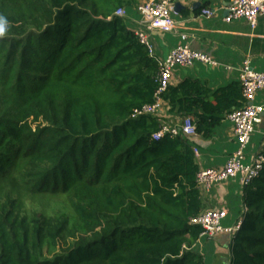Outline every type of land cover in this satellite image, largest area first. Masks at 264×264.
<instances>
[{
    "label": "trees",
    "instance_id": "1",
    "mask_svg": "<svg viewBox=\"0 0 264 264\" xmlns=\"http://www.w3.org/2000/svg\"><path fill=\"white\" fill-rule=\"evenodd\" d=\"M135 5L0 0V264H207L196 145L154 140L161 120L134 117L160 73L116 15ZM162 98L203 140L244 105L239 82L213 92L187 79ZM244 203L230 264H264V163Z\"/></svg>",
    "mask_w": 264,
    "mask_h": 264
},
{
    "label": "crops",
    "instance_id": "2",
    "mask_svg": "<svg viewBox=\"0 0 264 264\" xmlns=\"http://www.w3.org/2000/svg\"><path fill=\"white\" fill-rule=\"evenodd\" d=\"M177 4L183 9L178 13H172L171 29H166L162 23L158 25L146 23L138 13L136 5L127 10L130 29L148 34L154 48L152 56L158 65L174 49L181 46H188L196 52L205 54L215 63L214 66L196 63L190 67L176 68L172 77V87L192 79L202 82L215 92L239 82L240 71L246 60L250 61L253 70L264 72V17L259 18L253 30L243 20L226 23L224 20L228 15L226 8L229 3L223 0H175L174 7ZM197 4L199 6L195 9ZM204 6L217 10V14L210 19L196 14ZM182 37H186V40L184 41ZM255 103L264 104V91L256 96ZM156 117L161 120L162 126L176 128L182 127L184 120L183 117L171 115L166 104ZM194 143L200 170L223 168L238 149L232 124L227 118L212 139L197 138ZM263 146L264 120L246 148L247 152L249 151L246 154L248 164L256 161ZM202 198L204 211H227V218L223 221L226 229L234 228L242 221L244 190L238 180L219 184L211 192L203 193ZM232 238L233 234L229 233L218 234L213 238L203 237L196 246V252L205 258L207 264H230Z\"/></svg>",
    "mask_w": 264,
    "mask_h": 264
},
{
    "label": "built area",
    "instance_id": "3",
    "mask_svg": "<svg viewBox=\"0 0 264 264\" xmlns=\"http://www.w3.org/2000/svg\"><path fill=\"white\" fill-rule=\"evenodd\" d=\"M138 13L146 23L152 25L164 24L166 29L172 27V13L174 12L175 0H138ZM228 15L225 22L230 24L234 21H245L253 30L256 28L260 17H264V0H232L226 8ZM217 10L205 8L200 15L204 18H213ZM116 15L127 18L125 10L120 9ZM141 44L147 47L149 53H154V48L149 41V36L143 31L136 32ZM185 41L186 37H182ZM196 63L214 66L212 59L202 53L196 52L188 46H181L174 49L166 59L159 64L158 91L155 95V102L137 111L134 117L142 115H154L163 109L164 101L162 96L171 86L174 70L178 67H190ZM239 83L242 87L244 105L238 110H234L226 118L230 121L234 131V137L238 144L236 152L230 156L226 165L218 170H200L197 182L201 193L211 192L215 186L232 180H238L241 187L246 188L256 178L259 177L262 164L264 163V146L261 148L256 161L248 164L246 161V148L250 144L257 128L262 125L264 120V104H256V96L264 91V72H257L251 67L249 60L243 63L240 71ZM165 136L178 137L184 136L189 140L195 141V123L190 117L183 120L182 127L161 126V129L153 135L154 140H159ZM197 155V150H194ZM246 213V206L243 207V216ZM227 218L226 210H208L201 216L192 220L193 225L201 226L203 229L202 237L213 238L218 234L229 233L233 236L239 231L241 222L234 228L226 229L222 223Z\"/></svg>",
    "mask_w": 264,
    "mask_h": 264
},
{
    "label": "clouds",
    "instance_id": "4",
    "mask_svg": "<svg viewBox=\"0 0 264 264\" xmlns=\"http://www.w3.org/2000/svg\"><path fill=\"white\" fill-rule=\"evenodd\" d=\"M10 27V21L7 16L0 14V37H4Z\"/></svg>",
    "mask_w": 264,
    "mask_h": 264
},
{
    "label": "rangeland",
    "instance_id": "5",
    "mask_svg": "<svg viewBox=\"0 0 264 264\" xmlns=\"http://www.w3.org/2000/svg\"><path fill=\"white\" fill-rule=\"evenodd\" d=\"M260 99H258V101H259ZM248 150V149H247ZM247 150H246V154H248V152H247ZM47 208H49V206L48 205H46V204H43L42 205V209H43V212L46 214V209ZM69 214H70V211H69ZM222 225H223V227H224V223H222ZM225 228V227H224ZM206 241V239H204V242Z\"/></svg>",
    "mask_w": 264,
    "mask_h": 264
},
{
    "label": "water",
    "instance_id": "6",
    "mask_svg": "<svg viewBox=\"0 0 264 264\" xmlns=\"http://www.w3.org/2000/svg\"><path fill=\"white\" fill-rule=\"evenodd\" d=\"M199 4H197V6H195V9L198 8ZM182 6H180L179 4H177L175 7H174V13H178L180 10H182Z\"/></svg>",
    "mask_w": 264,
    "mask_h": 264
}]
</instances>
